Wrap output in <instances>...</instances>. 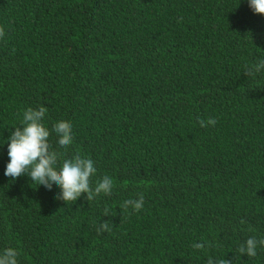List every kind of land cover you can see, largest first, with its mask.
Masks as SVG:
<instances>
[{"label":"trees","instance_id":"1","mask_svg":"<svg viewBox=\"0 0 264 264\" xmlns=\"http://www.w3.org/2000/svg\"><path fill=\"white\" fill-rule=\"evenodd\" d=\"M0 264H264V0H0Z\"/></svg>","mask_w":264,"mask_h":264}]
</instances>
